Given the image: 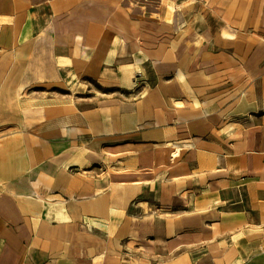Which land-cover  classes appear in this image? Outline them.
<instances>
[{"label":"crops","instance_id":"1","mask_svg":"<svg viewBox=\"0 0 264 264\" xmlns=\"http://www.w3.org/2000/svg\"><path fill=\"white\" fill-rule=\"evenodd\" d=\"M0 264H264V0H0Z\"/></svg>","mask_w":264,"mask_h":264},{"label":"rangeland","instance_id":"2","mask_svg":"<svg viewBox=\"0 0 264 264\" xmlns=\"http://www.w3.org/2000/svg\"><path fill=\"white\" fill-rule=\"evenodd\" d=\"M59 92L61 95H67L70 93L75 94V97L81 100H85L95 96L100 98L101 94L109 93L98 84L89 81L80 82V85H77L76 90L69 91L66 87H63V89H61Z\"/></svg>","mask_w":264,"mask_h":264}]
</instances>
